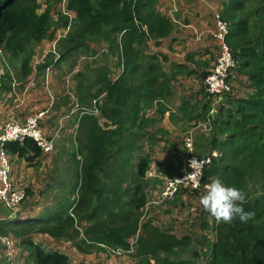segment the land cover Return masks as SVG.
I'll list each match as a JSON object with an SVG mask.
<instances>
[{
    "label": "trees",
    "instance_id": "trees-1",
    "mask_svg": "<svg viewBox=\"0 0 264 264\" xmlns=\"http://www.w3.org/2000/svg\"><path fill=\"white\" fill-rule=\"evenodd\" d=\"M159 1L68 0L67 9L74 17L71 21L64 15L58 23L50 8L39 10L38 0H0V53L5 62L1 91H13L14 83L23 87L33 73L36 46L53 39L57 29L70 27L56 42L58 59L51 52L38 68L84 54L89 73L77 74L73 101L91 106L93 99L100 98L99 116L75 113L72 117L78 124L76 143L84 155L78 160L84 167L77 166L66 203L42 217L0 218V236L20 238L34 264L72 263L60 250L35 242L33 233L65 239L86 254L130 252L138 234L135 264H197L200 258L192 249L194 238L179 237L152 220H143L147 189L154 183L147 173L156 146L164 141L159 136L164 132L159 126L164 107L159 108V116L151 111L172 94L176 75L184 70L182 64L174 63L168 74L162 64L166 57L149 52V42L158 45L176 25ZM219 11L229 23L227 42L238 62L236 73L247 79L251 91L241 96L234 90L211 121L208 149L197 154L219 151L206 167L203 182L219 177L226 185L241 188L247 193L245 210L255 216L247 223L237 218L231 223L215 220L211 225L206 219L202 228L212 227L214 239L204 234L198 243L209 247L203 264H264V0H223ZM58 101L60 106L69 98ZM72 107L73 103L67 111ZM210 107L207 92L202 110L188 118H195V125L206 121ZM188 110L187 100L181 112L187 115ZM6 148L11 157L31 164L42 157L31 138L8 143ZM187 191L203 189L182 192Z\"/></svg>",
    "mask_w": 264,
    "mask_h": 264
},
{
    "label": "rangeland",
    "instance_id": "rangeland-1",
    "mask_svg": "<svg viewBox=\"0 0 264 264\" xmlns=\"http://www.w3.org/2000/svg\"><path fill=\"white\" fill-rule=\"evenodd\" d=\"M67 2L68 0H38V4L40 7V11H43L47 8L51 9V14L53 16L54 22H61V18L64 15L69 14V19L71 18V21L74 17L72 13H70L67 9ZM56 26V24L54 25ZM62 29V33L65 34L70 30V27H67ZM45 46L50 51L54 53V45L52 46V43L50 46L45 44ZM44 48L39 46V44L36 46L35 53L32 59V63L43 54ZM156 49L150 48V52H154ZM55 54V57H57V54ZM38 55V56H37ZM87 58L84 56V54H78L70 59H67L63 62H61L58 65L53 66V70L50 72V77L53 76V83L46 84L45 77L44 79H41V83H37V89L39 92L43 95L42 102L44 100L47 101V104L43 106V108L47 107L49 109L48 114L52 112V104L55 107V103L57 100H63L66 99L69 95L73 97L74 100V89L77 85L79 77H77V74L79 72L89 73V70L87 68L88 64L86 60ZM9 69L12 71V73H15L16 69L15 67L9 66ZM47 70V68H46ZM5 71V62L2 58V52L0 53V78L1 75ZM45 76V75H44ZM231 83L233 85V89L235 90L237 95L246 96L247 93H249L251 90H248V81L245 77L235 74L233 76ZM20 83H18L19 85ZM36 83L33 86V90H35ZM194 89L192 84L186 83L181 87L182 91H189ZM19 91V88L16 87V91L11 92H5L0 90V104L1 106H8L13 105V103L17 99L16 92ZM48 91H50L52 94H50ZM20 92V91H19ZM69 98V97H68ZM73 100L69 99V103H71ZM76 100V99H75ZM74 102V101H73ZM221 106H225V104H222ZM220 106V107H221ZM69 107V104H68ZM67 107V109H68ZM33 108L27 107L24 111V113H32ZM67 109H63V111L57 112L58 115L55 119H53V130L56 128V126L59 128L62 125V120L60 121L61 115L59 113L64 114ZM56 112V111H55ZM65 128L61 133V136L58 138L55 148L53 152L49 155L42 156L38 162L31 164L30 162L26 161L25 159H18L17 156H12L14 165L16 166L15 169V185L21 188H26L27 197L24 200V202L19 206L17 210V214L19 216H30V217H36L40 216L41 214H44L45 211H50L53 208V185L55 187L59 188V191L57 190V195L54 194L55 200L60 201L64 198H66L67 191L69 192L71 190V185L74 183V177L77 170V166L84 167V165H81L80 161L83 160L84 155L82 154L76 139V135L74 133L75 131V123L74 119L64 118ZM55 123V124H54ZM204 121H201L197 125H195L196 129L191 128L190 126L187 127L190 129V132L193 133V135L196 137L197 140H204L205 136L202 135V132L207 133L208 129H206L204 126ZM186 132V131H184ZM185 137V140L191 136V133ZM191 140L193 141V139ZM76 139V140H75ZM180 144L176 143L173 148H170L169 151H163L160 155L161 150L155 149V153L158 151L159 155L156 158V162L159 163L158 168L162 166V162H167V167L171 168L173 166V173L177 172L178 168H174L177 165V157L175 155L180 151V149L183 146V139L180 140ZM157 148H160L159 146ZM186 148V147H185ZM177 150V152H174L172 154V151ZM155 156V154H154ZM184 153L179 155V160L183 161ZM17 160V161H16ZM153 163V162H152ZM81 165V166H80ZM152 167H157V165L152 164ZM169 171L165 173L164 179H167L169 177ZM16 176L18 178H16ZM170 176H173L172 174ZM150 178V177H149ZM214 178V177H212ZM152 179V178H151ZM68 182V186L64 187L63 185ZM70 182V183H69ZM209 182V181H208ZM160 183L157 181L155 184L151 183L149 188L154 187ZM70 184V185H69ZM27 185V187H25ZM41 192V193H40ZM156 192H149L148 194V201L157 199ZM202 193V192H201ZM201 193H193L191 191L187 192H179L174 198L171 200H168L166 203H151L149 205H146L143 215V220H152L153 223L160 227L161 229L167 231V232H173L177 236L182 237L185 235H189L192 238H194L195 243L193 245L192 249L197 250L200 253V258L197 261V264H203L204 260H206V256L204 252L206 250L209 251V247H203L198 243V239L202 240V236L204 234H208V236L212 239H214V231L212 227L204 229L202 228V224L204 220L208 219V222L213 225L215 218L212 217L209 213L203 210L202 206L199 203V196ZM39 194H43V196H40ZM59 194V195H58ZM63 200V202H64ZM71 202L74 200V197H70L69 199ZM3 206H0V217L3 216V218H8V216L11 217L12 212L7 210L6 208H3L4 210H7L8 212L6 214H2ZM35 213L34 215H32ZM34 234V233H33ZM6 238H9L13 245V251L15 253V250L17 253H19V257L23 258L27 261V256L22 254L21 250H24V248L30 253V249H27V247L21 246V239L14 237L10 234L5 236ZM5 237L0 236V264H5V248L2 244V239ZM33 237V236H32ZM138 239V234L134 236L132 239V250L130 252L124 253L120 256L115 255L114 253H110L109 256H96V261L93 264H135L136 258H135V243ZM35 241V239H34ZM71 244V243H70ZM73 245V244H71ZM188 258V257H187ZM15 264H18V261L14 258ZM81 263H86V261H81ZM80 264V263H78ZM90 264V263H89Z\"/></svg>",
    "mask_w": 264,
    "mask_h": 264
},
{
    "label": "crops",
    "instance_id": "crops-1",
    "mask_svg": "<svg viewBox=\"0 0 264 264\" xmlns=\"http://www.w3.org/2000/svg\"><path fill=\"white\" fill-rule=\"evenodd\" d=\"M222 1L223 0L159 1V5L161 6V8L168 12V14L173 18L176 25L174 32L170 36L162 39L158 45L155 42L150 41L149 52L150 48H154L156 49V51L151 53H158L161 57H166V59H163L162 64L165 72H167L168 74L172 73V65L174 63L182 64L184 66V70L181 73H177L176 81H174L172 86V94L168 95L164 100H161V102L155 105L154 109L151 111L153 115L155 114L159 116V108L161 106L164 107V111L161 116V122L159 123V126L164 129V132H162L159 136H161L164 141L160 145H158L160 148H157L158 146H156L155 149L161 150L160 155L163 151H167V153H170L169 149L173 148L176 143L180 144L179 142L182 139L183 146L181 148H178L181 152L175 155V157H177V165L174 168H178V170L174 173V170L172 169L173 166L171 168L167 167L166 161L162 162V166H164L163 168H158V165L161 162L158 161L157 163L155 160L158 157L159 152H154L155 156L153 155L152 164L157 165V167H152L151 164L150 171L152 172V175L148 176L154 180V183L157 181L162 183L164 181L163 176H165V173H167L168 171L170 173V176L171 174L178 175L183 170L185 158L183 157V161L181 162L179 160V155L184 153L186 150L185 137L190 132V129L187 127L190 126L191 128L196 129L195 124L197 122L195 118L189 119L188 117L198 115L199 111L202 110L203 105L207 101V92L204 86L205 78H203L202 75L204 74V72H209V69L212 68L219 52V46L214 37V32L216 31L214 12L220 10ZM61 31L62 29H57L53 39H45L40 42L39 46L44 48L43 54L32 63L33 73L24 83V86L22 87L21 84L17 86L20 92H16L17 99L13 103V105L1 106L0 104V131L3 124L9 119H16L20 122H24L26 116L29 114L24 113L27 107L35 108L47 104L46 100L42 102L43 95L37 89V83H41V79H44V77L46 79V69L40 70L38 66L42 65V63L46 61L47 56L51 53V49L47 48L45 44L50 46L52 43L53 46V43L57 40V38H59L60 36H66L67 33L63 34ZM53 66L54 64L52 62L47 68H49L51 71L53 70ZM49 79L50 84L53 83V76L50 77V72ZM35 83V90H33L32 88ZM186 83L192 84L194 89L187 92L182 91L181 87ZM48 92L52 94L50 91ZM68 95L69 99L73 100L71 94ZM208 99H210L209 96ZM187 100L189 101V113L187 115H184L181 112V108L183 107L184 102ZM57 101L54 104L55 107L52 104V112L50 114H47L46 121L43 124L47 130L53 129V119H55L56 121V117L58 115L57 112L63 111V109H67L68 104L72 106L73 103L68 102L67 104L58 106L59 101ZM20 102H22V104H20ZM69 111H66L64 114L59 113V115H61L60 121L62 120L61 133L65 128L66 122H64V118H66L65 116L69 113ZM72 117L73 116L69 117V119H72ZM74 127L77 129L78 124H75ZM190 133L193 136V144L196 153H203L206 149H208V141L211 140V135L202 132V135L205 136V139L197 140L193 133ZM174 152H177V150L172 151V154ZM212 152L219 153L217 149H212ZM15 169L16 166L13 165L14 181H16L14 176ZM16 178L18 177L16 176ZM63 186L67 187L68 182H66ZM25 187H27V185ZM53 189H57L59 191V188L55 187L54 185ZM57 190H53V209L64 200V198L60 201L55 200L54 194L57 195ZM39 195L43 196V194ZM65 195L66 198L64 202L66 203L67 198L69 197V192L67 191ZM0 206H3V204L0 203ZM3 208L5 207L3 206ZM3 208L1 213L6 214L8 211L4 210ZM46 213L47 211H45L44 214H41L40 217H42ZM34 214L35 213H33L32 215ZM37 217L39 216H22V218ZM0 218H3V216H1ZM32 236L35 239V242L40 243L46 249H57L67 254L70 257L72 264H93L97 262L95 258L96 256H109V253L107 251L94 252L92 254L82 253L78 251L74 245H71L72 242L66 241L65 239L51 237L47 233H34ZM21 246L25 247L23 244ZM21 251L23 255L27 256V261L23 258H20L19 253L16 254L17 251L15 250V259L16 261H18V264H34L32 259L30 258V253L25 248ZM81 261H86V263H81Z\"/></svg>",
    "mask_w": 264,
    "mask_h": 264
},
{
    "label": "built area",
    "instance_id": "built-area-1",
    "mask_svg": "<svg viewBox=\"0 0 264 264\" xmlns=\"http://www.w3.org/2000/svg\"><path fill=\"white\" fill-rule=\"evenodd\" d=\"M69 15V14H68ZM214 20L216 24V31L214 32L215 40L219 46L218 56L204 79L206 91L211 97V107L208 113L207 120L204 121L203 126L211 129V121L215 118L219 108L222 104L229 99V96L234 93L233 85L231 83L233 76L236 74L238 62L235 59L232 49L227 42V36L230 33L229 23L225 21L221 12H214ZM57 38L54 41V48L56 42L61 38ZM57 54L55 61L58 59L57 47L54 50ZM123 68H121V71ZM49 71L46 70V84H50ZM13 91H16V83L13 84ZM99 99H93L91 106H80L78 103L73 102V107L70 112L65 116L69 118L75 113L91 114L93 116H99L101 114L98 106ZM22 104V102H20ZM49 109L43 106L35 107L32 113L26 116L24 122H20L16 119L7 120L0 131V203L12 212L15 216L19 206L24 202L27 197L26 188H21L15 185L13 178V159L9 155L6 145L11 142H23L27 138L33 139L42 151V156L49 155L53 152L58 138L61 136V127H57L54 130H47L44 127V122ZM189 136L185 140L186 155L183 170L178 175H173L164 179L162 183H158L152 188H148L149 192H156L157 199L149 200L147 205L151 203H163L171 200L179 192L189 188L190 190H204L206 183L204 180V172L208 165L212 163V157L219 155L217 152H212L210 155H198L195 152L193 141ZM193 139V138H192ZM188 174H193L190 178H186ZM148 176L152 175L149 170ZM199 178V184L195 183ZM211 179V178H210ZM12 216V215H11ZM2 244L5 248V264H15V253L13 251L12 241L9 238H3ZM115 255L120 256L125 253L123 250H117L113 252Z\"/></svg>",
    "mask_w": 264,
    "mask_h": 264
},
{
    "label": "clouds",
    "instance_id": "clouds-1",
    "mask_svg": "<svg viewBox=\"0 0 264 264\" xmlns=\"http://www.w3.org/2000/svg\"><path fill=\"white\" fill-rule=\"evenodd\" d=\"M192 175L188 174L185 179ZM195 183L198 186L199 178ZM199 203L203 210L218 222L231 223L238 218L242 223H247L255 216L253 211L245 210L247 193L236 186L226 185L219 177L211 178L204 185V190L199 196Z\"/></svg>",
    "mask_w": 264,
    "mask_h": 264
},
{
    "label": "water",
    "instance_id": "water-1",
    "mask_svg": "<svg viewBox=\"0 0 264 264\" xmlns=\"http://www.w3.org/2000/svg\"><path fill=\"white\" fill-rule=\"evenodd\" d=\"M224 107V106H223ZM12 217H15V215L14 214H12Z\"/></svg>",
    "mask_w": 264,
    "mask_h": 264
}]
</instances>
